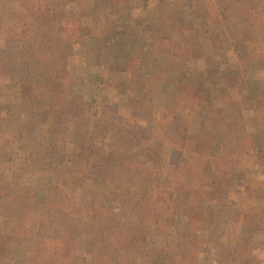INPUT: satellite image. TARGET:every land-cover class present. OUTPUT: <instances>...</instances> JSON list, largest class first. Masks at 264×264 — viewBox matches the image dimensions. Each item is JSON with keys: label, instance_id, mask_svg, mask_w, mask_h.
<instances>
[{"label": "trees", "instance_id": "trees-1", "mask_svg": "<svg viewBox=\"0 0 264 264\" xmlns=\"http://www.w3.org/2000/svg\"><path fill=\"white\" fill-rule=\"evenodd\" d=\"M26 1L28 11L18 39L28 38L29 46L26 62L16 60L14 68L21 77V106H42L57 133H75L80 150L69 166L58 169L45 204L35 197L23 199L15 195L16 188L2 183L4 211L13 226L0 236V264H10L7 258L14 245L30 248L34 264H84L75 251L84 241L96 244L89 264H199L209 247L203 236L213 219L208 205L229 194L234 172L256 147L245 117L253 108L240 95L244 68L257 64L250 48L255 44L254 32L264 24V0H196L197 19H208L219 32L211 38L213 49L221 51L226 37L239 61L238 71L222 79L221 107L214 105L211 90L189 60V54L201 47L195 23L183 15L173 19L160 14L151 25L154 52L145 61L154 73L153 88L139 77L141 59L124 60L118 72L126 81L115 87L127 94V112L123 114L118 104L111 105L114 110L106 104L102 113L111 116L103 126H95L89 119L91 104L70 86L61 85L54 72L69 64L77 43L65 8L83 0ZM105 1L112 6L123 0ZM237 21L240 27L230 26ZM81 31L84 37L96 33L89 26ZM172 75L176 76L174 101L162 128L171 154L163 177L166 141L155 140L153 130H141L139 125L152 120L155 92L162 93ZM108 135L115 137L111 144L104 142ZM71 175L90 180L95 187L85 190L80 207L67 204L71 184L64 180ZM244 212L236 211L237 223L241 224ZM36 213H42L43 219L33 226ZM77 215L85 220L83 228L73 220ZM179 218L186 219L187 230L173 239L169 229ZM242 224L243 233L234 244L223 245L217 264L254 263V229ZM153 236H164L166 244L149 245Z\"/></svg>", "mask_w": 264, "mask_h": 264}, {"label": "rangeland", "instance_id": "rangeland-1", "mask_svg": "<svg viewBox=\"0 0 264 264\" xmlns=\"http://www.w3.org/2000/svg\"><path fill=\"white\" fill-rule=\"evenodd\" d=\"M218 1V0H212ZM196 0H123L108 6L105 0H83L65 8L70 20L72 36L77 43L70 53L69 64L58 66L55 78L63 86H70L74 94L83 96L91 104L89 119L95 126H103L111 114H103L106 104H118L126 114L127 94L116 86L126 81L118 68L124 60L137 57L142 60L139 77L153 88V70L145 61L151 55V25L160 14L176 18L183 15L196 25L201 47L189 54L193 70L202 76L203 85L212 92L214 105L221 107L219 88L224 76L235 74L239 61L233 53L230 42L222 37L223 49L214 50L211 44L213 34H219L208 19L198 20ZM26 0H0V236L8 234L13 226L12 218L4 211L2 183L17 189L23 199H34L45 204L49 199V188L57 178L61 166H69L75 151L80 150L75 133L59 134L42 106H21V77L15 74V61L26 62L29 46L28 38L18 39L21 20L27 12ZM89 26L96 33L84 37L83 27ZM231 27L241 26L239 21ZM254 51L257 64L243 72L244 90L240 97L250 102L253 109L245 112L248 132L256 144L249 150L238 171L234 172L233 185L229 194L219 201L209 203L213 215L212 223L203 236L209 247L201 255L199 264H217L223 245L236 242L243 233V224L253 226V264H264V24L254 32ZM28 62V61H27ZM32 64V63H31ZM17 68V67H16ZM19 72V71H18ZM175 75L162 93L155 92L154 115L150 122L139 125L141 130H153L155 140H165L163 125L168 109L173 104ZM114 85V87H113ZM106 99V103L104 102ZM110 110H114L111 106ZM182 113L185 110L182 109ZM80 124V120L76 121ZM98 138V136H97ZM99 139L102 138L99 136ZM115 137L108 135L104 142L111 144ZM171 144L166 141L163 148L162 176L167 173L171 154ZM139 156L144 150L138 149ZM71 189L67 204L71 208L80 207L86 189H94L90 180L71 175ZM35 200V199H34ZM243 209L242 222L237 223L236 211ZM43 219L36 213L31 225ZM79 228L85 220L81 215L73 217ZM247 229V228H246ZM187 230V222L179 218L176 226L169 229L171 238L176 239ZM167 238L153 236L149 245H165ZM76 253L89 264L91 254L96 252V244L84 241L76 248ZM10 264H34V254L28 247L12 246L9 252Z\"/></svg>", "mask_w": 264, "mask_h": 264}]
</instances>
